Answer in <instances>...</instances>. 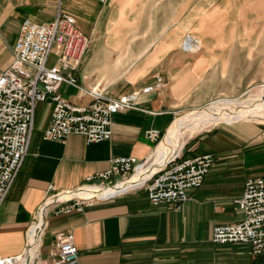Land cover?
<instances>
[{
  "label": "crops",
  "instance_id": "1",
  "mask_svg": "<svg viewBox=\"0 0 264 264\" xmlns=\"http://www.w3.org/2000/svg\"><path fill=\"white\" fill-rule=\"evenodd\" d=\"M238 1L244 29L227 31L233 0H0V69L11 67L25 20L47 24L68 13L90 45L73 73L79 86L63 84L61 96L88 106L93 100L86 91L96 88L110 98L138 94L136 109L113 116L112 139L94 144L80 135L44 140L56 102L49 97L38 103L29 153L0 210L1 257L26 255L30 233L45 211L38 258L31 264H54L60 233L74 235L76 264H255L250 246L215 244L213 229L243 220L235 201L248 178L264 176V123L223 122L186 143L185 157L211 154L214 164L180 210L170 203L154 205L137 188L81 211L63 212L66 201H51L100 183L89 178L108 171L116 158L147 161L156 145L148 131L158 130L163 138L182 112L210 102L216 87L230 86L235 72L248 70L258 42L247 39L257 38V30L245 29L251 23L247 3ZM255 18L254 24L263 19ZM188 33L201 40L199 52L182 50ZM57 59L54 50L48 67ZM159 76L164 86L143 92Z\"/></svg>",
  "mask_w": 264,
  "mask_h": 264
},
{
  "label": "built area",
  "instance_id": "2",
  "mask_svg": "<svg viewBox=\"0 0 264 264\" xmlns=\"http://www.w3.org/2000/svg\"><path fill=\"white\" fill-rule=\"evenodd\" d=\"M98 1L102 4L109 2ZM89 45V37L78 27L76 18L68 13H59L52 23L39 24L30 19L23 22L11 67L0 69V210L29 153L38 103L49 97L56 102L44 131V140L65 142L72 135H80L85 137L88 144L112 139L113 116L136 109L137 93L110 98L105 96L103 90H88L86 94L93 100L88 106L72 104L61 96L59 91L63 84L79 86L73 73L83 63ZM181 47L185 52L196 53L201 50L202 43L199 38L188 33ZM54 50L58 57L57 64L48 67L49 57ZM163 86L164 78L159 76L156 83L145 87L143 92L150 93ZM146 136L155 143L162 140L158 130H150ZM145 163L135 157L116 158L108 171L89 178V181L98 179L100 183H89L69 193L70 197L59 194L51 201H66L67 205L62 211L71 212L124 194L131 189L107 196H80L91 187L101 190L116 187L120 182L130 179ZM213 164L214 156L211 154L185 157L182 150L143 185L135 188L145 189L154 205L170 203L180 210L189 200L190 191L203 185ZM235 203L243 220L235 225L215 226L213 242L219 245H248L253 255L262 258L261 264H264V176L248 178L243 195ZM54 257V264L78 262L79 250L72 233L57 235ZM19 263L20 258L0 256V264Z\"/></svg>",
  "mask_w": 264,
  "mask_h": 264
},
{
  "label": "bare ground",
  "instance_id": "3",
  "mask_svg": "<svg viewBox=\"0 0 264 264\" xmlns=\"http://www.w3.org/2000/svg\"><path fill=\"white\" fill-rule=\"evenodd\" d=\"M233 102V99L220 98L211 101L208 107H202L183 115L179 118L177 124H175L174 127L162 139L157 149L153 152L152 158L148 159L145 164H142L137 169L136 174H134L130 179L120 182L116 187H108L102 190L97 187H89L90 189L81 195L85 196L97 194L100 196H107L116 194L118 191L129 190L143 185L155 172L161 168V166L181 153L180 151L182 149L181 145L183 142V135L186 131V128L189 126L197 127L198 132L207 128L210 124L216 123L218 121L241 120L243 118L257 117L258 115L264 116V95L263 101L259 103V105L256 106V109L253 111H249L244 108L240 109L235 106ZM66 195L68 197L71 196V194L68 193H66ZM44 212L42 213L40 223L35 224L36 226L30 233L29 250L24 257L20 258L21 263L19 264H28V261H30L31 264L38 258L40 237L46 223V215Z\"/></svg>",
  "mask_w": 264,
  "mask_h": 264
},
{
  "label": "rangeland",
  "instance_id": "4",
  "mask_svg": "<svg viewBox=\"0 0 264 264\" xmlns=\"http://www.w3.org/2000/svg\"><path fill=\"white\" fill-rule=\"evenodd\" d=\"M255 1L256 0H246V3H247L246 4L247 13L246 14H247L249 21H251V23H248L247 28L245 29L249 31L257 30V38L247 39V41L252 42L253 45L258 42L257 55L253 56L252 64L247 66L248 70L245 73H243V71H240V72H235L237 74L232 75L230 86L221 85L219 87H216L217 94L210 100V102L213 100L220 99V98H229V99L234 100L233 103L238 108L240 109L244 108L249 111H253L254 109H256V106L259 105V103L263 101V95H264V0H262V3H263L262 6L258 5V0H257V6H255L256 5ZM242 3H244V0L242 1ZM240 6L241 4L238 0H233V5H232L233 11H232L230 20L225 22L226 23L225 29L227 31L244 29L245 25L242 23L241 18L239 16ZM257 14L262 16L263 19H261V22H259L258 24H254V20L256 19L255 17ZM259 68L261 69V71ZM235 76L237 77L235 78ZM210 102L203 104L201 106L195 107V108L185 110L175 121L174 125L177 124L179 118L182 117L183 115L189 112H193L202 107H208ZM228 121H235V122L252 121L255 123H264V116L258 115L257 117L243 118L241 120L218 121L216 123L210 124L207 128L202 129L198 132H197L198 130L197 127L189 126L186 128V131L183 135L184 137H183V142L181 145L182 149L180 152H182L183 147L186 145V143L189 140H191L194 136L198 135L200 132L206 129L212 128L216 126V124L217 125L225 124L223 122H228ZM161 141L162 140L156 143L154 151L157 149ZM152 156L153 154L150 156L149 159H151ZM85 196H92V195H85ZM262 261H263L262 258L255 257V264H261Z\"/></svg>",
  "mask_w": 264,
  "mask_h": 264
}]
</instances>
